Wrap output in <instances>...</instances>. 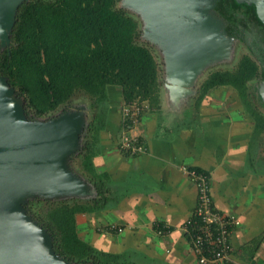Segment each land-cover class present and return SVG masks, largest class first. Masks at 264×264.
<instances>
[{"label": "trees", "instance_id": "trees-1", "mask_svg": "<svg viewBox=\"0 0 264 264\" xmlns=\"http://www.w3.org/2000/svg\"><path fill=\"white\" fill-rule=\"evenodd\" d=\"M119 1H25L17 9L10 46L0 50V75L7 77L17 94L24 97L29 119L51 118L69 109L77 98L78 102L85 98L90 101L93 114L74 158L79 157L81 168L89 173L85 176L96 187V197L36 198L26 204L52 235L55 252L76 264H135L119 253L104 251L85 241L76 222L77 214L104 211L112 199L106 186L107 174L95 172L92 164L95 142L106 126L109 87L120 88L124 105L132 107L135 103L140 108L139 123L144 111L160 108L162 80L152 52L154 47L140 41V20L118 7ZM215 12L224 19L226 32L245 42L250 54L240 56L231 67L210 70L199 84L195 106L211 90L230 87L257 125L264 126V117L249 96V83L263 72L260 63H264V25L251 7L234 0H219ZM121 117L122 128L129 131L133 122L128 115ZM196 170L209 175L206 170Z\"/></svg>", "mask_w": 264, "mask_h": 264}, {"label": "crops", "instance_id": "crops-1", "mask_svg": "<svg viewBox=\"0 0 264 264\" xmlns=\"http://www.w3.org/2000/svg\"><path fill=\"white\" fill-rule=\"evenodd\" d=\"M195 97L192 108L144 111L130 130L138 138L134 151L121 148V117L112 119L108 109L92 164L107 174L112 199L104 211L77 214L81 238L135 264H202L183 228L197 203L186 169L200 168L210 174L214 210L240 221L231 232V257L264 264V126L230 87L211 90L199 106ZM109 223L124 230L104 231ZM161 227L170 229L158 234Z\"/></svg>", "mask_w": 264, "mask_h": 264}, {"label": "water", "instance_id": "water-1", "mask_svg": "<svg viewBox=\"0 0 264 264\" xmlns=\"http://www.w3.org/2000/svg\"><path fill=\"white\" fill-rule=\"evenodd\" d=\"M30 0H0V50L10 46L18 7ZM219 0H120L141 23L140 37L163 61L168 110L180 111L197 95L210 68L233 60L239 38L215 12ZM254 10L264 25V0H234ZM264 105V95L259 94ZM25 99L0 75V264H76L53 248V237L26 204L33 199L96 197L87 177L71 165L90 118L84 104L33 120Z\"/></svg>", "mask_w": 264, "mask_h": 264}, {"label": "built area", "instance_id": "built-area-1", "mask_svg": "<svg viewBox=\"0 0 264 264\" xmlns=\"http://www.w3.org/2000/svg\"><path fill=\"white\" fill-rule=\"evenodd\" d=\"M134 103L124 112L133 122V128L139 123L140 108ZM130 129V130H131ZM123 129L121 132L120 146L124 149L133 150L131 144L138 138L131 135V131ZM140 150V149H139ZM188 177L193 181L197 190V203L191 215L183 223V228L188 233L193 251L198 255L203 264H241L231 257L232 244L230 240L233 225L237 226L240 221L233 216H228L214 210L210 195V174L197 171L196 169H186ZM169 227L157 228V233H167ZM105 231L121 232V226L113 223L103 227Z\"/></svg>", "mask_w": 264, "mask_h": 264}, {"label": "rangeland", "instance_id": "rangeland-1", "mask_svg": "<svg viewBox=\"0 0 264 264\" xmlns=\"http://www.w3.org/2000/svg\"><path fill=\"white\" fill-rule=\"evenodd\" d=\"M140 27H141V25H140ZM140 41H142L141 37H140ZM152 52L156 58L158 65H159V78L162 80V84H163L164 69H163V61H162L161 55L159 54L158 50L155 49V47L152 49ZM245 53L250 54V51L248 50L247 44L238 41L237 45H236V51H235L233 60L230 63H225L222 65H217V66L210 68L209 70H207L204 73V76H203V78H201V81L211 72L210 70L231 67L232 65L236 64L239 57ZM201 81L199 82V84L201 83ZM109 88H110V99H109L110 103L109 104H111V107H109V108H110V112H112V115H114V116H111V118L114 119L115 117L124 116V112H126V109L127 110L129 109V108H127L129 105L128 106L124 105L121 102V95H119L120 88H118V87H109ZM250 91H251V93L254 94V96H253L254 100L253 101H254L255 105H257L259 107V109H263L260 105L262 103L259 101L258 98H259L260 93L262 95H264V76L256 78L251 83ZM220 92H223V91L220 90L218 93H220ZM217 98H218V96L215 97V101L218 100ZM78 99L79 98L75 99V102L73 104L74 105H79V104L86 105L87 115L89 118H91L92 114H93V112H92L93 110L90 106V101L87 98H85V99L83 98L84 102H80V101L78 102ZM188 104H192V100L189 99L187 105ZM188 107L192 108V105H190ZM160 108H162V113L166 114V112H167L166 101H165L164 91H163L162 87L160 89ZM148 111H151V110H148ZM194 122L197 123L199 121H198V119H195ZM135 134H137V133H135ZM120 136H121V133H120ZM71 165L74 169H77L79 171L81 170L86 176H88L87 173H85L80 166V158L79 157L72 159ZM135 257L139 258L138 255ZM140 258H141V256H140Z\"/></svg>", "mask_w": 264, "mask_h": 264}, {"label": "flooded vegetation", "instance_id": "flooded-vegetation-1", "mask_svg": "<svg viewBox=\"0 0 264 264\" xmlns=\"http://www.w3.org/2000/svg\"><path fill=\"white\" fill-rule=\"evenodd\" d=\"M238 38V37H237ZM240 39V38H239ZM241 40V39H240ZM242 41V40H241ZM243 42V41H242ZM243 43H245V42H243ZM261 65H260V67H262V70H263V72H262V75H260L259 77H262V76H264V63H260ZM259 77H257V78H259ZM253 82V81H252ZM251 82V83H252ZM251 83H249V96H251V95H253V93H251V91H250V85H251ZM252 105H254L256 108L258 107L257 105H255L254 103H253V101H252ZM73 106V104L70 106V108Z\"/></svg>", "mask_w": 264, "mask_h": 264}, {"label": "bare ground", "instance_id": "bare-ground-1", "mask_svg": "<svg viewBox=\"0 0 264 264\" xmlns=\"http://www.w3.org/2000/svg\"><path fill=\"white\" fill-rule=\"evenodd\" d=\"M260 95H262L261 93H260ZM75 105L73 104V106L71 107V108H73Z\"/></svg>", "mask_w": 264, "mask_h": 264}, {"label": "clouds", "instance_id": "clouds-1", "mask_svg": "<svg viewBox=\"0 0 264 264\" xmlns=\"http://www.w3.org/2000/svg\"><path fill=\"white\" fill-rule=\"evenodd\" d=\"M202 263V262H201ZM203 264V263H202Z\"/></svg>", "mask_w": 264, "mask_h": 264}]
</instances>
